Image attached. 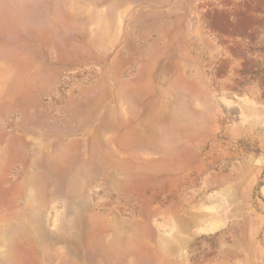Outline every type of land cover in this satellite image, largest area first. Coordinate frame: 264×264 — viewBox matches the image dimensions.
Here are the masks:
<instances>
[{
	"label": "rangeland",
	"instance_id": "obj_1",
	"mask_svg": "<svg viewBox=\"0 0 264 264\" xmlns=\"http://www.w3.org/2000/svg\"><path fill=\"white\" fill-rule=\"evenodd\" d=\"M0 264H264V0H0Z\"/></svg>",
	"mask_w": 264,
	"mask_h": 264
}]
</instances>
